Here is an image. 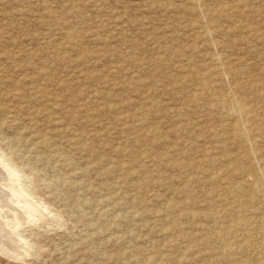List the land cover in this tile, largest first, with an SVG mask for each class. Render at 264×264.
Instances as JSON below:
<instances>
[{"label": "rangeland", "instance_id": "obj_1", "mask_svg": "<svg viewBox=\"0 0 264 264\" xmlns=\"http://www.w3.org/2000/svg\"><path fill=\"white\" fill-rule=\"evenodd\" d=\"M236 1L207 0L203 9L195 10L192 0H0V150L21 169L25 190L41 204L40 215L18 227L24 237H16L25 246L10 255L0 251V264H139L134 258L146 256H154L156 264H176L182 254L219 245L220 239L204 227L229 216L222 182L250 179L259 169L248 144L225 124L230 116L218 103L219 109L215 106L233 80L239 83V97L258 111L263 136L256 141L257 151L264 154V0H241L243 12H231L228 6ZM241 16L255 29L248 41L239 34ZM206 18L220 24L222 31L210 35L224 45L205 41L198 23ZM223 48L234 59L222 62L241 66L245 73L220 82L210 64L212 52L214 56ZM243 168L249 173L240 171ZM213 172L220 173L222 182L209 179ZM212 208L218 212L216 219L204 215ZM197 258H188L190 264Z\"/></svg>", "mask_w": 264, "mask_h": 264}, {"label": "bare ground", "instance_id": "obj_2", "mask_svg": "<svg viewBox=\"0 0 264 264\" xmlns=\"http://www.w3.org/2000/svg\"><path fill=\"white\" fill-rule=\"evenodd\" d=\"M206 1L207 0H192V4H191V8L193 9H203V6L206 4ZM190 8V9H191ZM228 9L231 11V12H237V11H241L243 12V8H242V1L239 0V1H236L235 3H233V5H229L228 6ZM192 11V10H191ZM241 22L239 23V26H238V29L241 31L240 34V37L242 38V40H247L248 41V36L250 33L254 32L255 29L248 23L246 22V19L243 18L241 16ZM198 27H199V31L201 33V35L204 36V39L206 42L213 44V45H216V46H222L224 45L225 43H223V40H218L214 37H211L210 34L212 33H216V32H220L222 31L221 30V27H220V24L219 23H216L214 21H212L210 18H206L204 20H200L199 23H198ZM231 29V28H230ZM224 30V29H223ZM232 32V31H231ZM239 32V31H238ZM222 34V33H221ZM231 34V33H230ZM229 34V35H230ZM253 34V33H252ZM218 35V33H217ZM224 36V35H223ZM258 36V35H257ZM98 37V36H97ZM101 37V36H100ZM99 37V38H100ZM217 37V36H216ZM229 37V36H228ZM227 37V38H228ZM225 38V37H224ZM252 38V37H251ZM254 38V37H253ZM263 39V37H261ZM260 38L259 42L262 41ZM105 39V38H104ZM100 40V39H99ZM238 40V39H237ZM237 40H236V43H237ZM97 41V40H96ZM103 42V41H102ZM66 43V42H65ZM101 43V42H100ZM105 43V41L103 42ZM107 43V42H106ZM70 44V43H69ZM74 44V43H73ZM98 44V43H97ZM230 44V43H229ZM255 44V43H254ZM235 45V44H234ZM72 46V45H71ZM102 46H105L102 45ZM236 46V45H235ZM219 48V47H218ZM217 48V49H218ZM221 48V47H220ZM225 48V47H224ZM223 48V49H224ZM220 50L218 52H216V54L213 56V52H212V61H213V64H210L212 67H213V72L217 75L218 79L220 80V82L223 80V77H226V79H229L232 80L234 79L236 76H238L240 73L243 72V74L245 73L244 70H242L240 67L239 68H234L233 66H230V65H225L222 61L224 59H234V57L231 56L230 53H228L225 49L224 50ZM234 49V48H233ZM239 49V48H238ZM237 49V52H239ZM243 49V48H242ZM96 52V50H94ZM250 51V50H249ZM257 51V49H256ZM105 52V51H104ZM234 52V51H233ZM236 52V53H237ZM243 52V51H242ZM264 53V49L262 51ZM235 53V54H236ZM246 53V52H245ZM259 53V52H258ZM97 54V53H96ZM102 54V53H101ZM240 54V53H239ZM242 54V53H241ZM237 55V54H236ZM101 56V55H100ZM210 56V55H209ZM238 56V55H237ZM235 57L236 61L239 60L238 57ZM262 56V55H261ZM242 57V56H241ZM162 58V57H161ZM251 58V57H250ZM243 59V58H242ZM261 59V57H260ZM204 60H209L207 58H205ZM244 60V59H243ZM187 61V60H186ZM244 62V61H243ZM252 62V61H251ZM189 63V62H188ZM210 63V62H208ZM185 64V63H184ZM252 64V63H251ZM250 64V65H251ZM207 65V63H206ZM205 65V66H206ZM243 65V64H242ZM183 66V65H182ZM209 66V65H208ZM248 66V65H247ZM252 66V65H251ZM210 67V66H209ZM185 68V67H184ZM264 71V68L262 69ZM1 71V70H0ZM207 72L209 73V70H208V67H207ZM212 72V71H211ZM249 72V71H248ZM207 73V74H208ZM1 74V72H0ZM212 74V73H210ZM250 74V73H249ZM209 76V75H208ZM239 77V76H238ZM208 78V77H207ZM211 79H212V75H211ZM210 80V78H209ZM213 80V79H212ZM211 80V81H212ZM215 80V79H214ZM213 80V81H214ZM208 81V80H207ZM251 81V80H249ZM255 81V79H254ZM228 83V81H227ZM232 83V82H231ZM254 83V82H253ZM209 84V83H208ZM208 84H207V87H208ZM217 84V83H216ZM215 84V86H216ZM206 85V84H204ZM203 85V87H204ZM212 85V83H211ZM214 85V84H213ZM254 86V84H252ZM217 86H219V84H217ZM239 86V83L235 82L233 80V85L229 83V85H227L225 88H224V92L222 94V96H220V98L216 97V101L215 102V106H216V109H219V107H217V103L218 105H220L225 111L226 113L228 114V116H230V120L229 122L227 121L225 124L228 125L231 130L233 131V135H235L236 137H238L239 139H241L242 141L246 142L247 147L249 149L252 150V152L254 153V155H256V161H258L257 163H259V169L257 171H254L252 172V177L250 179H245L243 181H236V180H227V181H221V176H220V173L219 172H213V173H210L209 174V179H211L212 181H217L218 183L219 182H222L223 183V187H222V198H224V200L227 202L228 204V207L226 209L227 213H229V216L227 218H225L224 220H221V221H217L215 223H217L216 225L214 226H211V225H207V226H203L204 229L207 231V233H210L211 236L213 237H216V238H219L220 239V242H219V245L218 246H215V247H212L211 249L207 250V251H202L200 250L199 252H196L191 254L190 256H186L184 254L178 256L177 258V261H176V264H190V260L188 258L190 257H197L199 256V258H197L195 261V264H264V154L261 153V152H258L257 150L260 149V147L257 146V143L256 141L259 140V138L261 137L262 135V132L261 134L258 132V130L260 128H262V126H260V124L257 123V120H258V111L256 110V108H253V107H250V106H247L246 103H244V101L239 97L238 93H237V87ZM252 86V88H253ZM256 86V85H255ZM212 86H209V88H211ZM259 87V86H258ZM263 88V87H262ZM95 89V88H94ZM212 89V88H211ZM257 89V88H256ZM216 90V89H214ZM18 91V90H17ZM16 91V92H17ZM209 91V90H208ZM217 91H219L217 89ZM221 91V90H220ZM19 92V91H18ZM95 92V91H94ZM213 92V90H212ZM211 92V93H212ZM216 92V91H215ZM222 92V91H221ZM14 93V92H13ZM103 93V92H102ZM101 93V94H102ZM19 95V93H16ZM16 94L14 96H16ZM109 94V93H108ZM217 94V93H216ZM215 94V96H216ZM241 96V95H240ZM21 97V96H20ZM94 97V95L92 96V98ZM99 97V96H98ZM206 97V95H205ZM210 97V96H209ZM262 97V96H261ZM208 98V95L207 97ZM94 99V98H93ZM92 99V100H93ZM102 99V98H101ZM24 99H22L21 101H23ZM100 100V99H99ZM207 101L209 99H206ZM26 102V101H25ZM213 102V101H212ZM247 102V101H246ZM28 103V101L26 102ZM97 103V102H96ZM22 104V102H21ZM20 104V105H21ZM255 104V103H254ZM261 105V104H260ZM115 105H113V108H117V105L116 107H114ZM256 106V105H255ZM262 106V105H261ZM203 107V105H202ZM206 107V105L204 106V108ZM208 107V106H207ZM120 108V107H119ZM118 108V109H119ZM209 108V107H208ZM260 108V106H259ZM112 109V108H111ZM121 109V108H120ZM258 109V108H257ZM117 110V109H116ZM118 111V110H117ZM215 111V110H214ZM120 112V111H119ZM217 112V111H216ZM121 113V112H120ZM224 113V112H222ZM131 114V113H130ZM134 114V112L132 113ZM139 114V113H138ZM212 114V113H211ZM121 115V114H120ZM135 115V114H134ZM134 115L132 116L133 118H136L134 117ZM202 115V114H201ZM224 115V114H223ZM222 115V116H223ZM118 116V115H117ZM116 116V117H117ZM125 116V115H124ZM130 116V115H129ZM136 116V115H135ZM215 116H218V115H215ZM221 116V114L219 115ZM221 116V117H222ZM225 116V115H224ZM131 117V116H130ZM202 117V116H201ZM210 117V116H209ZM220 117V118H221ZM227 117V116H226ZM29 118V117H28ZM31 118V117H30ZM218 118V117H217ZM216 118V120H217ZM220 118H218L220 120ZM123 119V118H122ZM125 119V118H124ZM123 119V120H124ZM127 119H128V116H127ZM224 119V118H223ZM200 120V119H199ZM213 120V119H212ZM34 121V120H33ZM137 120L136 119V124H137ZM3 122V121H2ZM122 122V121H121ZM134 122V120H133ZM205 122V121H203ZM214 122L216 123V121L214 120ZM220 122V121H219ZM39 123V122H37ZM141 123V119H140V122L139 124ZM145 123V122H144ZM144 123L141 124L144 126ZM191 123V122H190ZM195 123V122H194ZM121 124V123H120ZM128 124V123H127ZM126 124V125H127ZM192 124V123H191ZM1 125V124H0ZM125 125V124H124ZM134 125V124H133ZM132 125V126H133ZM201 125V124H200ZM204 125V124H203ZM213 125V124H212ZM37 126V125H36ZM123 126V124H122ZM138 126V125H137ZM198 126V125H197ZM211 126V125H210ZM139 127H142V126H139ZM138 127V128H139ZM212 127V126H211ZM69 129V127H67ZM122 128V127H121ZM146 128V127H145ZM155 128V127H153ZM67 129V130H68ZM147 129V128H146ZM190 129V128H188ZM209 129V128H207ZM212 130L215 128H211ZM222 129V128H220ZM133 130V129H132ZM151 130V127L150 129ZM148 130V131H149ZM230 130V131H231ZM125 131V130H123ZM129 132V130H126ZM186 131V130H185ZM198 131V130H197ZM217 131V130H216ZM225 131V130H224ZM102 132V131H100ZM106 132V131H105ZM135 132V131H134ZM138 131L135 132V136L137 138V135H140V134H137ZM154 132V131H152ZM151 132V133H152ZM194 132V131H193ZM192 132V133H193ZM200 132V131H199ZM222 132V131H221ZM229 132V131H228ZM2 133V132H1ZM32 133V132H31ZM37 133V132H35ZM71 133V132H70ZM146 133V132H145ZM149 132V134H151ZM198 133V132H197ZM217 133V132H216ZM219 133V132H218ZM217 133V134H218ZM227 133V132H225ZM40 134V133H39ZM105 134V133H104ZM103 134V135H104ZM154 134V133H153ZM151 134V135H153ZM160 134V133H159ZM214 134V133H213ZM222 134V133H221ZM264 134V132H263ZM2 135V134H1ZM0 135V136H1ZM85 135V134H84ZM88 135V134H87ZM122 135V134H121ZM146 135V134H145ZM196 135V134H195ZM200 135V134H198ZM86 136V135H85ZM89 136V135H88ZM154 136V135H153ZM160 136V135H159ZM201 136V135H200ZM229 136V135H228ZM263 136V135H262ZM38 137V135H37ZM43 137V136H42ZM132 137V136H131ZM134 137V136H133ZM145 137V136H144ZM149 137V136H148ZM155 137H156V134H155ZM155 137H153V139H155ZM161 137V136H160ZM180 137V136H178ZM196 137H199V136H196ZM1 138V137H0ZM4 138V137H3ZM12 138V137H11ZM20 138V137H19ZM90 138V137H89ZM135 138V137H134ZM133 138V139H134ZM158 138V137H157ZM202 138V137H201ZM208 138V137H207ZM9 139V138H8ZM43 139V138H42ZM87 139V138H86ZM130 139V138H129ZM132 139V140H133ZM138 139V138H137ZM148 139V138H147ZM185 139V137H184ZM187 139V138H186ZM262 138H260L261 140ZM14 140V139H13ZM20 140V139H19ZM26 140V139H25ZM143 140V138H142ZM162 140V139H161ZM161 140L160 143H161ZM198 141V139H196ZM220 140V139H219ZM222 140V139H221ZM1 141V140H0ZM3 141V140H2ZM11 141V140H10ZM24 141V140H23ZM37 141V140H35ZM34 141V142H35ZM140 141V140H139ZM150 142H152L151 140H149ZM155 141V140H154ZM164 141V139H163ZM201 141V140H200ZM262 141V140H261ZM6 142V141H4ZM9 142V140H8ZM22 142V141H21ZM43 142L45 143V140L43 139ZM77 142V141H76ZM79 142V141H78ZM81 142V141H80ZM87 142V141H86ZM137 142V140H136ZM135 142V143H136ZM141 142V141H140ZM147 142V141H146ZM139 143V142H137ZM157 143V141H156ZM186 143V142H185ZM17 144V143H15ZM21 144V143H19ZM42 144V143H40ZM122 144V143H121ZM140 144V143H139ZM149 144V143H148ZM170 144V143H169ZM174 144V143H173ZM231 144V143H230ZM87 145V144H86ZM130 145V144H129ZM150 145V144H149ZM218 145V144H217ZM233 145V144H232ZM9 146V145H8ZM14 146V145H13ZM31 146V145H30ZM33 146V145H32ZM40 146V145H39ZM133 146V145H132ZM139 146V145H138ZM182 146V145H181ZM192 146V145H191ZM190 146V147H191ZM197 146V144L195 145ZM209 146V145H207ZM98 147V146H97ZM137 147V146H136ZM142 147V145H141ZM145 147V145H144ZM167 147V146H165ZM187 147V146H185ZM218 147V146H217ZM91 148V146H90ZM120 148V147H119ZM125 148V147H123ZM210 148V147H209ZM242 148V147H241ZM18 149V148H16ZM84 149V148H83ZM87 149V148H86ZM126 149H131V148H126ZM164 149V148H163ZM217 149V148H215ZM221 149V148H219ZM7 150H8V147H7ZM53 150V149H52ZM56 150V149H55ZM121 150V149H119ZM134 150H136L134 148ZM197 150V149H196ZM200 150V149H199ZM242 151V149H240ZM16 151V150H14ZM133 151V150H131ZM131 151L129 152L131 154ZM148 151V150H147ZM190 151V150H189ZM212 150H210L211 152ZM225 151V150H224ZM240 151V152H241ZM247 151V150H246ZM145 152V151H144ZM143 152V153H144ZM153 152V151H151ZM170 152V151H169ZM174 152V151H173ZM222 152V151H221ZM128 153V154H129ZM157 153V152H156ZM155 153V154H156ZM189 153V152H188ZM191 153V152H190ZM193 153V152H192ZM204 153V152H203ZM223 153V152H222ZM227 153V152H226ZM246 153V152H245ZM128 154L126 155L125 153V157L128 156ZM164 154V153H162ZM172 154V153H171ZM212 154V153H211ZM215 154V153H214ZM23 155V154H21ZM48 155H51V154H48ZM123 155V153H122ZM145 155V154H144ZM216 155V154H215ZM239 155V154H238ZM68 156V155H67ZM130 156V155H129ZM148 156V155H147ZM181 156V155H180ZM186 156V155H185ZM184 156V158H185ZM190 156H192L190 154ZM199 156H202V155H199ZM198 156V157H199ZM204 156V155H203ZM208 156H211V155H208ZM214 156V155H212ZM135 157H137V155H135ZM151 157V156H150ZM149 157V158H150ZM156 157V156H155ZM170 157V156H169ZM188 157V156H187ZM21 158V157H20ZM131 158V157H130ZM146 158L148 157H145V160ZM148 158V159H149ZM168 158V156H167ZM201 158V157H200ZM63 159H64V156H63ZM121 159V158H120ZM134 159V157L132 158ZM136 159V158H135ZM162 159V158H161ZM164 159V158H163ZM162 159V160H163ZM191 159V158H190ZM189 159V160H190ZM252 159V158H251ZM34 160V159H33ZM65 160V159H64ZM156 160H158V158H156ZM171 160V158H170ZM214 160V159H213ZM224 160V159H223ZM30 161V160H29ZM132 161V160H131ZM167 161V160H166ZM165 161V162H166ZM235 161V159H234ZM23 162V161H22ZM46 162V161H45ZM65 162V161H64ZM120 162V161H119ZM122 162V161H121ZM141 162V161H140ZM140 162L138 164H140ZM149 162V161H148ZM163 162V161H162ZM161 162V163H162ZM164 162V163H165ZM173 161H171L172 163ZM177 162V161H176ZM207 165L209 164V161H207ZM215 162V160H214ZM213 162V163H214ZM217 162V161H216ZM228 162V161H227ZM28 163V161H27ZM30 163V162H29ZM44 163V162H43ZM123 163V162H122ZM142 163V162H141ZM182 163H186L185 161H183ZM181 163V164H182ZM31 164V163H30ZM69 164V163H68ZM144 164V163H142ZM175 165V163H173ZM179 165V163H177ZM187 164V163H186ZM205 164V163H204ZM218 164V163H217ZM231 164V163H230ZM253 164V163H251ZM17 165V164H16ZM15 165V163L12 162V159L7 155L5 156V154L0 150V251L2 253H4L5 255L8 254L10 255V252L14 251V250H18L16 249L17 247L19 246H25V242H21L20 239H18L19 235L20 237H24L23 235L19 234L20 232L18 231V227L19 225L21 226V224L23 222H26L25 220H32L35 216L37 215H40L41 211L39 209V205H41L38 201L36 202L35 199H33V196H31L30 193H28L26 190H25V187H24V184L22 183L21 181V175H20V171L21 169H19V167H17ZM29 165V164H27ZM71 165V164H70ZM169 165V164H168ZM172 165V164H171ZM211 165V164H210ZM216 165V164H214ZM238 165V164H237ZM255 165V164H254ZM257 165V166H258ZM19 166V165H18ZM45 166V165H44ZM144 166V165H142ZM148 166V165H147ZM173 166V165H172ZM182 166V165H181ZM179 165V168L181 167ZM193 166V165H192ZM217 166V165H216ZM226 166H230L229 164L226 165ZM233 166V164H232ZM33 167V166H32ZM64 167V166H63ZM72 167V166H71ZM145 167V166H144ZM170 167V166H169ZM174 167V166H173ZM177 167V166H176ZM191 167V165H190ZM199 167V166H198ZM207 167V166H206ZM209 167V166H208ZM234 167V166H233ZM251 167V166H250ZM114 168V167H113ZM143 168V167H142ZM147 168V167H146ZM154 169V167H152ZM151 168V169H152ZM178 168V170H179ZM185 169H187L186 167H184ZM193 168V167H191ZM202 168H204V166H202ZM219 168V167H218ZM30 169V168H29ZM40 169V168H38ZM36 170V171H39V170ZM127 169V168H126ZM144 169V168H143ZM149 169V168H148ZM153 169L151 171H153ZM174 169V168H173ZM172 169V170H173ZM195 169V168H194ZM200 169V168H199ZM217 169V168H216ZM227 169V168H226ZM32 170V169H31ZM111 170V169H110ZM123 170V169H122ZM125 170V168H124ZM177 170V171H178ZM211 170V169H210ZM214 170V169H213ZM112 171V170H111ZM127 171V170H126ZM198 171V168L197 170ZM195 171V172H196ZM201 171V170H200ZM199 171V172H200ZM205 171V170H204ZM207 171V170H206ZM209 171V170H208ZM217 171V170H216ZM227 171V170H226ZM231 171L233 172V168H230L228 169V172ZM240 171H242L245 175H246V172L249 173L248 171L245 170V168L243 169H240ZM72 172V171H71ZM110 172V171H109ZM162 172V171H161ZM36 173V172H34ZM84 173V172H83ZM107 173V172H106ZM159 173V172H158ZM170 173V172H168ZM179 173V172H178ZM205 173V172H204ZM209 173V172H208ZM223 173V172H222ZM31 174V172H30ZM112 174H115V171L114 173L112 172ZM150 174V172H149ZM155 174V173H154ZM185 174H188V173H185ZM251 174V173H250ZM25 175V174H24ZM104 175V174H103ZM165 175V174H164ZM168 175V174H167ZM206 175V174H205ZM204 175V176H205ZM224 175V174H223ZM29 176V174H28ZM115 175H113L114 177ZM158 177V175H155ZM183 176V175H182ZM27 177V176H26ZM77 177V176H76ZM112 177V175H111ZM112 177V178H113ZM154 177V175H153ZM156 177V178H157ZM167 177V176H166ZM169 177V176H168ZM174 177V176H173ZM198 177V176H197ZM86 178V177H84ZM115 178V177H114ZM148 178V177H147ZM77 179V178H76ZM75 179V180H76ZM120 179V178H119ZM126 179V178H125ZM192 179V178H191ZM197 179V178H196ZM206 179V178H205ZM89 180V179H88ZM124 180V178H123ZM178 180V179H177ZM188 180V179H187ZM30 181V180H29ZM142 181V180H141ZM162 181V180H161ZM178 181H181V180H178ZM177 181V182H178ZM192 181L194 182V180L192 179ZM87 182V181H86ZM30 183V182H29ZM83 183V182H82ZM121 183V182H119ZM124 183V181L122 182ZM140 184V182H138ZM137 183V184H138ZM142 183V182H141ZM149 183V182H148ZM179 183V182H178ZM216 183V182H215ZM47 184V183H46ZM117 184V183H115ZM147 184V182H146ZM160 184V183H159ZM173 183H171L170 186H172ZM30 185V184H29ZM82 185V184H81ZM80 185V186H81ZM89 185V184H88ZM124 185V184H122ZM156 185H157V181H156ZM162 185V184H161ZM191 185V184H190ZM189 185V186H190ZM220 185V184H219ZM129 186V184H128ZM143 186V185H142ZM147 186V185H146ZM154 187V184L152 185ZM192 186V185H191ZM85 187V186H84ZM137 187V185L135 186ZM140 187V186H139ZM149 187V186H148ZM151 187V186H150ZM157 187V186H155ZM195 187V185H194ZM196 187H197V184H196ZM76 188V186H75ZM131 188V187H130ZM161 188V186H160ZM186 189L189 188V187H185ZM118 189V188H116ZM191 189V188H190ZM207 189V188H206ZM220 189V188H219ZM28 190V188H27ZM31 190V189H29ZM134 190V188H133ZM194 190V188H193ZM113 191H116V190H113ZM121 191V190H120ZM162 191V190H161ZM175 191V190H174ZM187 192V190H185ZM192 191V190H191ZM197 191V190H196ZM195 191V192H196ZM153 193V191H151ZM155 192V191H154ZM176 192V191H175ZM182 192V191H181ZM201 192V191H200ZM126 193V192H125ZM166 193V192H165ZM96 194V193H95ZM140 194V192H139ZM150 194V192H149ZM174 194V193H173ZM27 195L31 196L30 198L27 197ZM126 195L128 196V194L126 193ZM148 195V194H147ZM154 195V193L152 194ZM175 195V194H174ZM191 195V193H190ZM55 196V195H54ZM132 196V195H131ZM130 196V197H131ZM164 196V195H163ZM167 196V195H166ZM196 196V195H194ZM52 197V196H51ZM115 197V196H114ZM121 197V196H120ZM137 197H139V195L137 194ZM150 197V196H149ZM173 197V196H172ZM98 198V197H97ZM100 198V197H99ZM117 198V197H116ZM162 198V197H160ZM174 198V197H173ZM176 198V197H175ZM174 198V199H175ZM209 198H211V196H209ZM108 199H112V198H108ZM134 199V197H133ZM139 199V198H138ZM179 199V198H178ZM197 199V198H196ZM220 199V197L218 198ZM91 200V199H90ZM126 200V199H125ZM141 200V199H140ZM154 200V199H152ZM157 200V199H156ZM189 200H191L189 198ZM195 200V199H193ZM198 200V199H197ZM85 201V200H84ZM89 201V200H88ZM94 201V200H93ZM108 201V200H107ZM122 201V200H121ZM167 201V200H166ZM42 202V201H41ZM101 202H103L101 200ZM108 202H112V201H108ZM123 202V201H122ZM138 202V200L136 201ZM139 202H142V201H139ZM138 202V203H139ZM162 202V201H160ZM181 202V201H180ZM196 202V201H195ZM194 202V203H195ZM201 202V201H200ZM215 202V201H214ZM213 202V203H214ZM113 203V202H112ZM111 203V204H112ZM131 203V202H130ZM159 203V202H158ZM183 203V202H182ZM180 203V204H182ZM187 203V202H186ZM193 203V206L195 205ZM220 203V202H219ZM87 204V203H86ZM90 204V203H89ZM96 204V203H95ZM103 204V203H102ZM106 204V203H105ZM109 204V203H107ZM109 204V205H111ZM179 204V203H178ZM177 204V206H178ZM192 204V203H191ZM123 205V204H122ZM183 205V204H182ZM189 205V204H187ZM197 205V204H196ZM92 206V205H91ZM112 206V205H111ZM131 206V204H130ZM133 206V204H132ZM175 206V204H174ZM90 207V206H88ZM105 207V206H104ZM141 207V206H140ZM192 207V205H191ZM194 207H197V206H194ZM223 207V206H222ZM100 208V207H99ZM129 208V207H128ZM131 208V207H130ZM148 208V207H147ZM168 208V207H166ZM176 208V207H175ZM190 208V206H189ZM95 209V208H94ZM114 209V208H113ZM136 210V208H134ZM145 209H146V206H145ZM173 209V207H172ZM187 209V207H186ZM196 209V208H195ZM198 209V207H197ZM43 210V209H42ZM67 210V209H66ZM108 209L106 208V212H109L107 211ZM123 210V209H122ZM121 210V211H122ZM132 210V209H131ZM168 210H170V208H168ZM176 210V209H175ZM179 210V209H178ZM192 210V208H191ZM215 210V211H214ZM222 210V209H221ZM44 211V210H43ZM98 211V209L96 210ZM101 211V210H100ZM130 211V210H129ZM133 211V210H132ZM173 211V210H172ZM182 211V210H181ZM185 211V210H184ZM189 210H187L186 212L188 213L189 215ZM217 210L216 209H213L209 212V213H205L204 215L206 217H209V218H213V219H216L217 216H218V212H216ZM225 211V212H226ZM111 212V211H110ZM128 212V211H126ZM134 212V211H133ZM136 212V211H135ZM154 212V211H153ZM185 212V213H186ZM232 212V213H231ZM171 213V212H170ZM178 213V212H177ZM195 213V212H193ZM198 213V212H196ZM195 213V214H196ZM230 213H231V216H230ZM46 214V213H45ZM89 214V213H88ZM103 214V213H102ZM107 215V213H105ZM130 214V213H129ZM137 214V213H136ZM135 214V215H136ZM139 214V213H138ZM181 214V213H180ZM209 214V215H208ZM84 215V214H83ZM111 215V214H110ZM134 215V216H135ZM162 215V214H161ZM177 215V214H176ZM186 215V214H185ZM184 215V217H185ZM89 216V215H88ZM95 216V214H94ZM93 216V217H94ZM101 216V215H100ZM108 216V215H107ZM113 216V215H112ZM112 216H108L111 217L112 219ZM148 216V215H147ZM150 216V214H149ZM174 216V215H173ZM172 216V218H173ZM187 216V215H186ZM194 216V214H193ZM221 216V215H220ZM224 216V215H223ZM141 217V216H139ZM152 217V215H151ZM151 217L148 218V220L150 219L151 220ZM198 217V216H197ZM37 218V217H36ZM35 218V219H36ZM90 218V217H89ZM96 218V217H95ZM94 218V219H95ZM114 218V217H113ZM123 217H121L122 219ZM131 218V217H130ZM129 218V220H130ZM138 218V216H137ZM153 218V217H152ZM155 218V217H154ZM182 218V217H181ZM193 218V217H192ZM204 218V217H203ZM224 218V217H223ZM93 219V221H95ZM110 219V218H109ZM110 219V220H111ZM119 219V217L117 218ZM133 219V218H132ZM142 219V218H141ZM171 219V218H169ZM187 220V217H185L183 220ZM34 220V219H33ZM83 220V219H82ZM86 220V219H85ZM128 220V219H127ZM147 220V221H148ZM154 220V219H153ZM173 220V219H172ZM178 220V218H177ZM196 220V219H195ZM200 220V218H199ZM92 221V220H91ZM138 220H136L137 222ZM156 221H158L156 219ZM188 221V220H187ZM29 222V221H28ZM33 222V221H32ZM36 221H34L35 223ZM105 222V221H104ZM109 222V221H108ZM117 222V221H116ZM122 222V221H121ZM168 222V221H167ZM204 222V221H203ZM91 223V222H90ZM94 223V222H93ZM92 223V224H93ZM112 223V221H111ZM148 223H150L148 221ZM147 223V225L149 226V224ZM154 223H156L154 221ZM166 223V222H165ZM192 223H193V219H192ZM195 223V222H194ZM209 223V222H208ZM27 224V223H26ZM91 224V225H92ZM108 224V223H107ZM112 224H115V223H112ZM152 224V223H151ZM161 223H159L160 225ZM94 225V224H93ZM141 225V223H140ZM153 225V224H152ZM151 225V226H152ZM162 225V224H161ZM168 225V224H167ZM182 225V224H181ZM25 226V224H24ZM99 226V225H98ZM108 226V225H107ZM117 226V225H116ZM143 226V225H142ZM155 226V225H154ZM157 226V224H156ZM23 227V225H22ZM111 227V226H110ZM150 227V226H149ZM200 227V226H198ZM202 227V226H201ZM21 228V227H20ZM115 228V227H114ZM148 228V227H147ZM168 228V227H167ZM166 228V230H167ZM170 228V227H169ZM103 229V227H102ZM105 229H108V228H105ZM103 229V230H105ZM120 229V228H119ZM152 229V227H151ZM172 229V228H171ZM170 229V230H171ZM179 229V228H178ZM202 229V228H201ZM201 229H200V232H201ZM202 229V230H204ZM122 230V229H121ZM158 230V229H157ZM161 230V229H160ZM165 230V231H166ZM169 230V229H168ZM107 231V230H106ZM105 231V233H106ZM114 231V230H113ZM153 231V230H152ZM151 231V232H152ZM155 231V230H154ZM90 232V231H89ZM112 231H110L109 233H111ZM189 232V231H188ZM194 232V231H193ZM100 233V232H99ZM104 233V234H105ZM130 233V232H129ZM170 233V232H169ZM164 234V232H163ZM167 234V233H166ZM165 234V235H166ZM198 234V233H197ZM102 235V234H101ZM121 234H118L116 236H119ZM18 238H17V237ZM131 236V235H130ZM200 236V235H199ZM104 237H106V235H104ZM121 237V236H120ZM119 237V239H120ZM123 238L125 236H122ZM187 237V235H186ZM194 236H192L193 238ZM117 238V237H116ZM126 238V237H125ZM146 239H148L147 237H145ZM156 238V236H155ZM159 238V237H158ZM166 238V236L164 237ZM185 238V237H184ZM183 238V239H184ZM191 238V239H192ZM101 239H104L105 238H102ZM118 239V238H117ZM122 239V238H121ZM120 239V241H121ZM154 239V237H153ZM190 239V238H189ZM195 239V237H194ZM197 239V238H196ZM132 240V239H131ZM134 240V239H133ZM139 240V239H138ZM140 240H143V239H140ZM149 240V239H148ZM147 240V241H148ZM23 241V240H22ZM124 241V239H123ZM121 241V242H123ZM156 241V240H155ZM158 241V239H157ZM191 241V240H190ZM189 241V242H190ZM212 241V240H211ZM138 242V241H137ZM136 242V243H137ZM159 242V241H158ZM178 242V241H177ZM188 242V241H187ZM129 243V241H128ZM140 243V242H139ZM143 243H145L143 241ZM142 243V244H143ZM166 243V242H164ZM204 243V242H202ZM211 243V242H210ZM76 244V243H75ZM178 244V243H177ZM183 244V243H182ZM186 244V243H185ZM189 244V243H188ZM133 245V244H132ZM148 245V243H147ZM168 245V244H167ZM176 245V244H175ZM174 245V246H175ZM67 246V245H66ZM70 246V245H69ZM140 246V244H139ZM160 246V245H159ZM93 247V246H92ZM96 247V245H95ZM149 247V246H148ZM152 247H153V243H152ZM150 247V248H152ZM155 247H156V244H155ZM170 247V246H169ZM178 247V245L176 246V248ZM29 248V247H28ZM73 248V247H72ZM71 248V249H72ZM79 248V247H78ZM137 248V247H136ZM140 248V247H139ZM144 248V247H143ZM157 248V247H156ZM168 248V246H167ZM166 248V249H167ZM171 248V247H170ZM181 248V247H180ZM207 248V247H206ZM94 249V247H93ZM120 249V248H119ZM118 249V250H119ZM142 249V247L140 248ZM153 249V248H152ZM158 249H160V247H158ZM172 249V248H171ZM171 249L169 251H171ZM175 249V248H174ZM179 249V248H178ZM177 249V250H178ZM201 249V248H200ZM81 250V249H80ZM104 250H105V247H104ZM142 250H146V249H142ZM181 250V249H180ZM71 251V250H70ZM117 251V250H116ZM135 251V249H134ZM139 251V249L137 250ZM147 251V250H146ZM155 252V249L153 250ZM160 251V250H159ZM193 250H191L192 252ZM0 252V253H1ZM17 252V251H15ZM167 252V251H166ZM187 253V250L184 251ZM27 253V252H26ZM70 253V252H69ZM73 253V252H72ZM91 253V252H90ZM118 252H116L117 254ZM130 253V252H129ZM141 253H143L141 251ZM146 253V252H144ZM168 253V252H167ZM64 254V253H63ZM94 254V253H93ZM96 254V253H95ZM181 254V252H180ZM3 255V254H2ZM102 255V254H101ZM130 255V254H129ZM142 255V254H141ZM165 255V254H163ZM168 256H170L169 254H167ZM189 255V254H188ZM69 256L73 257V254H69ZM82 256V255H81ZM13 257V256H12ZM11 257V258H12ZM71 257V258H72ZM75 257V256H74ZM73 257V258H74ZM94 258H96L95 256H92ZM108 257V256H107ZM154 257V256H153ZM152 256H146L145 258H134V262L135 263H139V264H156V260L153 258ZM163 257V256H162ZM167 257V256H166ZM7 258V257H6ZM165 257H163L162 259H164ZM10 259V257H9ZM12 260V259H11ZM167 260V259H166ZM169 260V258H168ZM167 260V261H168ZM93 261V260H92ZM113 262V259L111 260ZM70 262V261H69ZM73 262V261H72ZM126 262V261H125ZM199 262V263H198ZM74 263V262H73ZM116 263V262H113V264ZM127 263V262H126ZM133 263V262H132ZM161 263V262H160ZM159 263V264H160ZM163 264H165L164 262H162ZM167 263H171L170 261L167 262ZM71 264V263H70ZM91 264V263H90ZM111 264V263H109ZM130 264V263H129Z\"/></svg>", "mask_w": 264, "mask_h": 264}]
</instances>
